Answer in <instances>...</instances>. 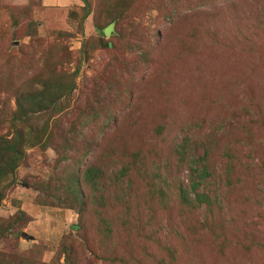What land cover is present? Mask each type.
<instances>
[{
  "label": "rangeland",
  "instance_id": "1",
  "mask_svg": "<svg viewBox=\"0 0 264 264\" xmlns=\"http://www.w3.org/2000/svg\"><path fill=\"white\" fill-rule=\"evenodd\" d=\"M0 264H264V0H0Z\"/></svg>",
  "mask_w": 264,
  "mask_h": 264
},
{
  "label": "trees",
  "instance_id": "2",
  "mask_svg": "<svg viewBox=\"0 0 264 264\" xmlns=\"http://www.w3.org/2000/svg\"><path fill=\"white\" fill-rule=\"evenodd\" d=\"M102 32H103V31H102ZM13 151H14V150H13ZM13 153H14V155H16V151H14Z\"/></svg>",
  "mask_w": 264,
  "mask_h": 264
}]
</instances>
